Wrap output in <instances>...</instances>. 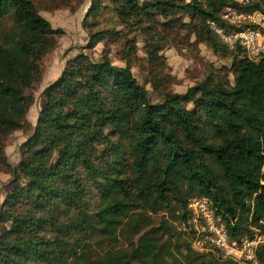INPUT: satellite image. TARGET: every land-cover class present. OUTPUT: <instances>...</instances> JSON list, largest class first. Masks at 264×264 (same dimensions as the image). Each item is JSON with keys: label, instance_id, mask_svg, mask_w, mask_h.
Masks as SVG:
<instances>
[{"label": "trees", "instance_id": "obj_1", "mask_svg": "<svg viewBox=\"0 0 264 264\" xmlns=\"http://www.w3.org/2000/svg\"><path fill=\"white\" fill-rule=\"evenodd\" d=\"M264 12V0H91L83 21L87 48L120 39L121 30L93 29L104 10L151 39L183 32L232 57L234 83L210 76L172 93L162 76L159 45L150 51L153 94L129 66L80 52L43 91L33 134L12 168L15 187L2 205L0 264H237L191 247L173 221L187 217L192 197H207L232 236L264 232V60L230 49L209 27L227 6ZM59 29L34 0H0V126H26L41 61ZM0 167H10L0 142ZM173 220L155 224L147 213ZM146 232L130 251L93 255L101 238L124 224ZM264 264V244L257 254Z\"/></svg>", "mask_w": 264, "mask_h": 264}, {"label": "rangeland", "instance_id": "obj_2", "mask_svg": "<svg viewBox=\"0 0 264 264\" xmlns=\"http://www.w3.org/2000/svg\"><path fill=\"white\" fill-rule=\"evenodd\" d=\"M39 13L47 19L54 29H59L55 47L43 58L42 78L36 82L27 95L32 96V103L27 114L26 126L21 130L9 132L0 126V142L5 147V153L10 167H0V213L6 195L15 187L12 168L16 167L21 158L22 144L33 134L38 115L44 106V89L56 80L66 67L67 61L74 58L80 52L89 54L93 59H99L104 55L112 58L114 64L129 66L138 80L144 84L153 94L155 74L150 66V51L154 46L162 47L159 55L163 56L162 76L165 77L166 86L170 92H185L188 88L203 82L210 76L230 86L234 83V75L231 70L232 57L228 52L220 50L215 52L213 48L203 42L197 41L194 36L183 32L181 38L155 41L146 34L142 27L131 28L126 26L110 10L101 12L96 21L92 22L93 29L121 30L124 36L118 40L107 39L100 42L93 50L87 48L89 42V29L84 27L83 21L91 5V0H34ZM147 3L151 0H140ZM191 1V0H190ZM242 1V0H238ZM245 1V0H244ZM155 224L162 218L173 220L167 212L156 215L147 213ZM117 230L112 239L101 238L98 245L94 246L93 255L104 254L108 250L130 251L132 243H138L140 237L147 229L137 228L135 232L129 231L128 221ZM6 224L0 223V229ZM177 231L181 229V222L173 221ZM183 233H185L183 231ZM188 235L185 233V238ZM237 264H257L237 261ZM221 264L220 262H214ZM67 264H73L70 260ZM175 264V263H173Z\"/></svg>", "mask_w": 264, "mask_h": 264}, {"label": "built area", "instance_id": "obj_3", "mask_svg": "<svg viewBox=\"0 0 264 264\" xmlns=\"http://www.w3.org/2000/svg\"><path fill=\"white\" fill-rule=\"evenodd\" d=\"M220 17L221 21L209 19L207 23L230 49L240 46L249 60H264V12H244L229 5ZM187 211L181 229L189 235L194 251L218 261L233 259L253 263L257 260L258 250L264 244V232L260 228L251 226L250 232L232 236L225 219L207 197H192Z\"/></svg>", "mask_w": 264, "mask_h": 264}]
</instances>
